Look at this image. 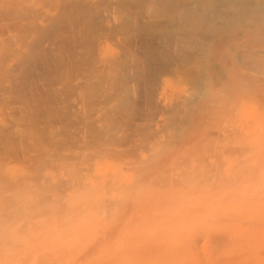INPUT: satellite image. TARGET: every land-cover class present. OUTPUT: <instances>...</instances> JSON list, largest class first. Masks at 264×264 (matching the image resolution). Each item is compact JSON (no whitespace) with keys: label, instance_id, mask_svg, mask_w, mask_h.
Returning a JSON list of instances; mask_svg holds the SVG:
<instances>
[{"label":"bare ground","instance_id":"1","mask_svg":"<svg viewBox=\"0 0 264 264\" xmlns=\"http://www.w3.org/2000/svg\"><path fill=\"white\" fill-rule=\"evenodd\" d=\"M256 114L264 0H0V264H205L246 239L205 230L261 183Z\"/></svg>","mask_w":264,"mask_h":264},{"label":"rangeland","instance_id":"2","mask_svg":"<svg viewBox=\"0 0 264 264\" xmlns=\"http://www.w3.org/2000/svg\"><path fill=\"white\" fill-rule=\"evenodd\" d=\"M178 89H180V87H178ZM168 98H170V96H169ZM255 112H256V111H255ZM255 116L258 117L259 120H260V118H262V117L264 118L263 115H262V116H260V115L257 116V114H256ZM259 120H258L257 122H259ZM259 125H260V124H259ZM259 125H255V127H254V129H253V130H254V138H255V137L258 138V135H257V134H259V133L261 134V131H259V130L257 129L258 127H256V126H259ZM260 128H261V127H260ZM258 131H259V132H258ZM260 134H259V136H260ZM254 140H256V138H255ZM257 140H258V139H257ZM262 168H264V167H262ZM262 168H261L260 171H261V173L264 175V172H263V169H262ZM259 173H260V172H259ZM259 173H258L257 176L259 177L258 180L261 181V183H260L261 186H260V185H254L253 190H252V189L250 190L249 186H251V188H252V186H253V184H252V182H253V178H252L251 181L248 179L250 182H248V180H247V182H246V180H241V182H240V180H239L240 184L242 183V181H245V182L241 185V186H242V187H241V189H242L241 192L243 191V188H244V189H245V188H249V189H245V190H244V193H243V192H242V193H240V192L238 193V195L240 194L241 196H242V195L245 196V191L248 190V191H247V194H246V197H245V199L247 200V199L252 198V196H253L252 194H254V191H255L256 189H258V186H260V188H259L257 191H255V192L259 193V195H260V193H261V195L259 196V200H258V198H256V197H257V195H255L256 193H255L254 196H253V197H255L256 199H255V198H252L253 200L255 199V201H256V202H254V203H253V201L251 202L250 200H247V201H246V200L244 199L243 196H242L243 198H240V199H243V202H241L242 200L238 199L240 195L238 196L237 199H234V197H237V194L233 195V196H234V197H233V200H232V198H230V200H228V199H229V196H230V197H232V196H231V195H228L227 193H229V191H231V193H229V194H232V192H233V194H234L235 191H236V190L239 191L240 188L237 189V188H233V187H232L233 190L224 189V191H223L222 193H224V195H225V194L228 195V196L226 195V197L224 196L225 199H226V201H227L228 203L225 202V199H224L223 196L221 195V207H222V208L220 207L221 210H220V213H219V216H218L219 221H217V222L215 221V222L209 224L210 226L208 225V226L206 227V230H205V231H206L205 234H207V231H208L209 233H213V235H215L216 233H218V234L220 235V230L223 229L221 232H224L223 234L225 235L224 238H226V240H227V237H230V236L235 235L236 232H237V233H241L242 231L246 230L245 233H247V234H245L244 232L242 233L243 235L240 234V235H242V237H240L241 239H242V238L245 239V237H243V236H246V239H245L244 241H243V240H242V241H241V240H239V241H228V240H227V241H225L224 243H223V241H221V242H219V244H218V243H215V244H214V243L211 241V242L215 245V246H214V245L212 244L213 247L216 248L217 245H218V247H219V248L217 247V249L214 250V248H212V246H211V248L213 249V251H215V252H209V253H207V255L213 253V254H211V255H213V256L208 255V257H211V259H210V258H205L206 255H205L204 257L201 256V253H202V251H201L202 249H201V248H202V244H203V242H204V245H203V248H204V249H203V250H205V247H204V246L206 245V244H205L206 241H205L204 238H203L204 240L200 239V240H198V241H191V242H190V241H179V242H181L182 244H187V242H188L189 246H190V244L192 243V244H191V245H192L191 247H193V246L196 247V249L193 247V248H194L193 251H195V250H197V251L199 250V251H198V252L195 251V254H194V253L192 252V249L187 250L188 248L186 249V248H182V247H181L180 250H178V251H180V252H178V255H179V253H180L181 255H183L182 253H183L184 251H182V250H185V249H186L185 253L188 251V252H189V255L187 256L188 252L186 253V255H185V253H184V255L187 257V258L184 257V260H185V261H186V260H190V259L192 260V258H193L192 256H194V259H195V260H196L197 257L201 256V257H199V259L197 258V260L202 261V258H203L204 262L202 261V263H205V264H209V262H210L209 260H211L212 263L214 262V260H215V261L218 260V262H217L218 264H219V262H221L220 264H264V241H246L249 237H252V236H253V238H255V239L262 238V237H261V234H262V232L264 231V228H263V227H261V228H263V231H262V229H261L260 227H258V225H259V224H262V223H259V224L257 223V221L259 222V219H260V221L263 220V219L261 220V216L263 217V215H264L263 213L261 214V212H264V210L261 211L262 209H261V204H260L261 202H264V201H260V197H263V196H264V191H263V189H264V181H262V180H264V178H263L264 176H262V175L260 176L261 173H260V174H259ZM255 177H256V176H255ZM255 177H254V180H255L256 183H255V182H253V183H254V184H258L257 181H256L257 178H255ZM262 178H263V179H262ZM236 182H238V181H236ZM239 182H238V183H239ZM258 182H259V181H258ZM238 183H237V185H236V183H235L236 187H240V186H238ZM255 186H256V187H255ZM234 187H235V186H234ZM234 189H235V191H234ZM261 189H262V190H261ZM227 190H228V191H227ZM226 191H227V192H226ZM259 191H260V192H259ZM261 191H262V192H261ZM225 192H226V193H225ZM251 192H252V193H251ZM250 193H251V194H250ZM251 195H252V196H251ZM241 196H240V197H241ZM222 198H223V200H224V203H223ZM252 199H251V200H252ZM235 200H236V202H235ZM238 200H240V201H239L240 204L237 202ZM244 200H245V201H244ZM257 200H258V201H257ZM261 200H263V198H261ZM230 201H231V202L233 201V203H231ZM248 201H249V203H247ZM234 202H235V203H234ZM245 202H246V203H245ZM257 202H258V203H257ZM236 203H238V204H236ZM252 203H253V205H252ZM229 204H230V206H229ZM246 204L248 205L249 208H248V207L245 208V207H246ZM249 204H250V205H249ZM258 204H259V205H258ZM241 205H242V206H241ZM243 205H244V206H243ZM262 205H264V203H262ZM168 206H169V205H168ZM223 206H224V207H223ZM251 206H252V208L258 209L256 214H255V212L253 213L254 209H253L252 211H250V210L252 209ZM253 206H254V207H253ZM170 207H171V205H170ZM231 207H232V209H231ZM233 207H235L236 209L233 208ZM173 208H174V205H173ZM229 208H230L231 210H230ZM239 208H244V209H246V210H245L246 212H244V211L242 210V211H243L242 213H243V214L245 213L244 215H250V217H247V218H249L250 220H253V221H254V217H253V215L255 214V217H256V218H255V221L257 220V221H256V223H257V227H255V226H256V225H254L255 223L252 224L253 221H251L250 224H251L252 227L248 228L250 224H247V225H246L245 222H246V221L249 222V220H247L246 216H245V218H244V216H243V218H242V217H241L242 215H240V219L242 218V222H241V221H238V220H239ZM262 208H264V206H263ZM225 209H226V211H228V213L224 212ZM259 210H260V211H259ZM222 211H223V214H222ZM249 211H250V212H249ZM255 211H256V210H255ZM258 211L260 212V214H259L258 217H257ZM237 212H238V214H237ZM240 212H241V211H240ZM248 212H249V214H248ZM235 213H236V216H235ZM242 213H241V214H242ZM224 214H225L226 216H227V215H228V216L230 215V217H231L232 214H233V216L231 217V218H233V219H231V220L229 221L230 218L226 219L227 217H226ZM221 215H222V216H221ZM223 215H224V216H223ZM251 216H252V218H251ZM234 217H235V218H234ZM218 218H217V219H218ZM224 218H225V220H224ZM236 219H238V220H236ZM222 220H224L225 222L222 221ZM232 220H233V221L235 220V221H234L235 224H234V222H233L234 225H233V224H230V225L227 224V223L231 222ZM221 221H222V224H221ZM227 221H228V222H227ZM237 221H238V223H237ZM153 223H154V222H153ZM224 223H225V225L222 226V227H224V228H221V227H220V224L223 225ZM242 223H243V224H242ZM244 223H245V225H244ZM212 224H215V225H213V226H217V227H211ZM226 224L229 225V226H227ZM153 225H155V224H153ZM193 225H196V224H193ZM262 225H264V224H262ZM225 226H227L228 229H225ZM254 227H255L256 229H258V230H257V233H258V231L261 229V234H260V236H258V234H257L258 237L255 235L256 233H254V232H255L256 229H255ZM207 228H208V229H207ZM212 228H213V230H214L213 232H212ZM214 228H216V229H214ZM220 228H221V229H220ZM247 228H248L249 230H248ZM252 228H254V229L252 230ZM259 228H260V229H259ZM217 229H218V230L220 229V230L218 231ZM215 230H216V231H215ZM247 230H248V231H247ZM251 230H252V231H251ZM217 231H218V232H217ZM249 231H251V233H250L251 235L248 233ZM215 232H216V233H215ZM253 234L255 235V237H254ZM211 235H212V234H211ZM216 235H217V234H216ZM221 235H222V234H221ZM206 236H210V235L207 234ZM222 236H223V235H222ZM240 238H238V239H240ZM258 240H259V239H258ZM18 242H19V241H18ZM20 242H23V241H20ZM24 242H25V241H24ZM26 242H27V241H26ZM28 242H29V241H28ZM30 242H32V241H30ZM62 242H67V241H62ZM76 242H79V241H76ZM81 242H83V241H81ZM81 242H80V243H81ZM87 242L89 243V241H87ZM87 242L85 241V242H83V243L87 244ZM93 242H95V241H93ZM96 242H97V241H96ZM129 242H133V243H134V241H129ZM137 242H138V241H136V243H137ZM142 242H143V244H150V243L153 244V243H154L153 245H155V244H156V245L159 244L158 246H161V244H163L164 241H159V242H158V241H156V242H155V241H152V242L150 241L149 243H148V241H146V242H145V241H142ZM157 242H158V243H157ZM165 242H166V243H164L163 245H171L172 243L174 244V241H172V243H171L170 241H169V242H168V241H165ZM167 242H168V243H167ZM175 242H177V241H175ZM189 242H190V243H189ZM140 243H141V241H140L138 244H140ZM169 243H170V244H169ZM220 244H221V245H220ZM235 244H236V245H235ZM174 245H175V244H174ZM220 246H221V247H220ZM233 246H234V247H233ZM235 246H236V249H235ZM191 247H189V248H191ZM226 247H227V249H226ZM232 247H233V248H232ZM161 248H165V247L161 246ZM224 248H225L226 250H228L227 253H228L229 255L231 254V253H229L230 250H231L232 252H233V250L236 251L235 255H234V253H232V254H233V257H232V256H229L230 260H228L229 258H228V256H227L228 254L226 253V250H225V253L223 252V251H224V250H223ZM231 248H232V249H231ZM156 249H160V247H159V248H156ZM168 249H169V248H168ZM172 249H173V248H172ZM200 249H201V250H200ZM220 249H221V250H220ZM164 250H165V251H164ZM166 250H167V249H161V250H159V251H155V250H154V252H152L151 254L148 253L149 256H148V255H145V257H144V256H140V257H142V260L140 261L139 264H141V262H142V264H143V258H145L144 261L146 260V261L144 262V264H148V262H150V261H151L150 263H152V264L155 263V262H157V264H160L159 259L161 258V255H162V258H163V259H165V258L168 259V260L165 259L164 262L170 260V262H165V263L161 262V263H163V264H170V263H173L174 260H172V259H175V258H176V255H175L176 253H175L174 251H173L174 253L171 252L172 250L169 249V250H168V251H169L168 253L171 252L172 254L170 253V256H169V257H166V255H168V253L166 252ZM170 250H171V251H170ZM218 250H220V252H219ZM161 251H163V252H161ZM181 251H182V252H181ZM211 251H212V250H211ZM216 251H217V252H216ZM235 251H234V252H235ZM159 252H161V253L159 254ZM165 252H166L167 254H166ZM199 252H201V253H199ZM191 253H192V255H191ZM215 253H216V254H215ZM223 253H224L225 255H223ZM91 254H92V253H91ZM152 254H153V255H152ZM163 254H165V255H164L165 258H164V256H163ZM203 254H206V253L203 252ZM203 254H202V255H203ZM214 254H215V255H214ZM217 254L219 255V257H218ZM226 254H227V255H226ZM93 255H95V254H92L91 257H89V256H88V257H89V258H92ZM150 255H151V256H150ZM156 255H158V256H156ZM159 255H160V257H159ZM184 255H183V256H184ZM196 255H197V256H196ZM220 255H221V256H220ZM222 255H223V257H226V256H227L226 258H228V259L226 260L225 258L222 257ZM152 256H153V259L150 258V257H152ZM179 256H180V255H179ZM179 256H178V257H179ZM190 256H191L192 258H191ZM65 257H66V256H65ZM65 257H64L63 260H62L63 262L70 258V257H67V258H65ZM88 257H87V259H85V260H89ZM154 257H155V258H154ZM157 257H158V259H157ZM189 257H190V258H189ZM206 257H207V256H206ZM217 257H218V259H217ZM147 258H148V259L150 258V259L147 260ZM162 258H161V260H163ZM170 258H171V259H170ZM212 258L214 259L213 261H212ZM221 258H222V259H221ZM65 259H66V260H65ZM118 259H121V258H118ZM180 259H181V260H180ZM180 259L177 258L178 263H179V262H180V263L183 262V258L181 257ZM207 259H209V260L206 262ZM216 259H217V260H216ZM219 259H221V261H219ZM74 260L76 261V257H74V259H73V258H70L69 261L72 262V261H74ZM223 260H225V261H223ZM75 261H74V262H75ZM153 261H154V262H153ZM227 261H228L229 263H227ZM28 262H29V261H28ZM158 262H159V263H158ZM176 262H177V261H176ZM211 262H210V263H211ZM212 263H211V264H212ZM116 264H118V262H116Z\"/></svg>","mask_w":264,"mask_h":264}]
</instances>
